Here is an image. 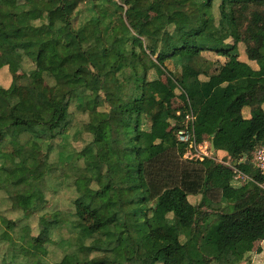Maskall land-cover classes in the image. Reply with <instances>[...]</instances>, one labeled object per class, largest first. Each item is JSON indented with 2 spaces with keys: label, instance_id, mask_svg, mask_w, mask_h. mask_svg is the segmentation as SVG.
I'll use <instances>...</instances> for the list:
<instances>
[{
  "label": "trees",
  "instance_id": "1",
  "mask_svg": "<svg viewBox=\"0 0 264 264\" xmlns=\"http://www.w3.org/2000/svg\"><path fill=\"white\" fill-rule=\"evenodd\" d=\"M260 22L264 0H0V68L27 61L43 72L0 85V190L24 212L0 232V264H52L55 248L64 255L54 264H252L250 250L264 240V189L254 181L264 178L254 159L264 100L249 103L248 79L224 83L222 72L245 55L264 73ZM178 97L196 133H213L248 181L212 157L173 174L158 168L182 145L174 131L184 115L172 119L168 107ZM236 105L251 117L211 127L210 109L224 115ZM84 133L91 139L67 154ZM54 173L71 189L70 214L51 226L40 220L18 241L11 230L46 208L49 188L37 182ZM209 193L222 194V206Z\"/></svg>",
  "mask_w": 264,
  "mask_h": 264
},
{
  "label": "rangeland",
  "instance_id": "2",
  "mask_svg": "<svg viewBox=\"0 0 264 264\" xmlns=\"http://www.w3.org/2000/svg\"><path fill=\"white\" fill-rule=\"evenodd\" d=\"M8 3H10L12 6L18 5L20 0H6ZM28 1V0H27ZM261 26L264 27V22H260ZM140 29H142V26H139ZM146 61L149 60V57L145 58ZM5 63L3 67L0 68V85L1 86H8L12 79L15 77L19 79V81H25L29 77H41L43 76V72L41 70L34 69L35 67L33 64L25 61L22 64H18L17 62L13 60H5ZM148 63H150L148 61ZM151 67V66H149ZM251 68L248 69L246 75L249 77V85L247 86V92L246 96L250 103H256L258 101L264 100V73H260V71H254L251 72ZM162 79H164L165 82L170 83V79L166 75L161 76ZM170 115L172 117H176V114L181 112V114L184 115L185 111L188 109L187 101L183 100H177L174 104L172 102H169L168 104ZM179 109V110H178ZM178 112H177V111ZM88 118L91 119L92 117L89 114H78L76 116V121L84 120V122L88 121ZM178 119L179 116H178ZM234 121V120H233ZM187 123V122H186ZM173 127V126H172ZM171 128V127H170ZM169 128V129H170ZM55 132L60 133L63 132V128L59 126L58 124L55 127ZM66 132L71 133L72 136H74V128H67L65 130ZM64 131V132H65ZM170 131V130H169ZM177 131V130H176ZM176 131H174V134L176 136ZM79 138L77 140L72 139L70 141L69 146H67V154H71L72 150L80 149L81 146L85 143L86 139H91V136L89 134H83L78 136ZM200 139V136H199ZM182 146V145H180ZM177 147L175 155H166L165 157L158 159V168H165L166 171L173 174L175 170L181 171L184 168L187 167H194L196 166L197 159L195 155H199L194 149H190L188 146L183 145V147L180 148ZM18 154L21 157H25L27 155L26 150L24 149V146L21 145L19 147ZM184 149V150H183ZM159 151V148H154V153L157 154ZM182 151H184L182 153ZM181 153V154H180ZM124 160V157L121 156ZM165 171V173H166ZM164 173V174H165ZM57 174L54 173L53 175L46 176L42 179H40L39 182H37L38 185L43 186L45 188H49V191L47 193V205L46 208L43 210L37 211V213L34 212L32 215L33 219V225H25L26 221L19 222V226H16L14 230H11L14 232L15 237L18 241H20V233L22 234H30L32 232V229L34 232H37L38 229L41 227L39 226V221H45L50 226L54 223H57L58 219L60 217L64 218V215H69L72 210V194L71 189L67 186V182L65 179L59 180L56 179ZM94 189L92 187L89 188V191H93ZM228 194L232 195L234 194L233 190H229ZM209 196L212 198L214 202V206L220 207L222 206L223 201H220V196L222 194L220 193H209ZM191 201L199 203L201 201V196H189ZM226 203V202H225ZM156 210L159 214H163L164 210L161 207H156ZM24 212L23 211H14L11 205V200L8 194L5 192V190H0V232L2 229L7 228L8 224L12 221H18V219L23 217ZM31 226V227H30ZM64 231H69V225L65 224L62 227ZM208 238L211 240H214L216 237V230L213 229L208 235ZM56 236L55 238H57ZM26 246L22 245L20 247H16V250L18 252H24ZM64 255V252L59 249L55 248L52 250V252L49 255V259L52 264L60 261ZM96 255H92L94 257ZM106 264H111L109 261H105Z\"/></svg>",
  "mask_w": 264,
  "mask_h": 264
},
{
  "label": "crops",
  "instance_id": "3",
  "mask_svg": "<svg viewBox=\"0 0 264 264\" xmlns=\"http://www.w3.org/2000/svg\"><path fill=\"white\" fill-rule=\"evenodd\" d=\"M240 61H241V63L236 70H229V69L223 70L222 78H223L224 83L234 82V81L241 79V78H247L248 79V85L250 84L249 83V77L246 75L248 69L251 68L252 70L250 73H252L254 71L259 70V67L256 63L250 62L245 55L240 56ZM162 80L164 81V79H162ZM165 83L169 85V83H167V82H165ZM177 100L180 101L182 99L180 97H178L171 102L174 104ZM248 102H249V100H248ZM189 108H191L190 104H188V109ZM180 114H181V112L180 113L178 112L176 114V117L177 118H178V116L180 117L181 116ZM208 117L212 120L211 127H213V129L227 130L233 124H235L238 120H240L241 118H250L251 117V109L249 107H245V108L241 109V107L236 105L234 107L233 112H232V110H230V111L226 112L224 115H220L215 110L210 109L208 111ZM173 118H175V117H172V119ZM193 127H194V133H195V135H194L195 141L198 144L210 143V145H211L212 140H213L212 137L214 134L213 133H211V134H207V133L197 134L196 130H195V120L193 123ZM169 130H172V124H170V123H168L166 125V131H169ZM199 136H200V139H199ZM214 155H215L214 157L216 158L215 160L218 163H222V161L227 159L226 154L223 151L216 150V148H215ZM249 255H251V257H252V262H251L252 264H259V262H262L263 258H264L263 257L264 256V240L256 242L255 246H253L251 248ZM242 264H247V263L243 262Z\"/></svg>",
  "mask_w": 264,
  "mask_h": 264
},
{
  "label": "built area",
  "instance_id": "4",
  "mask_svg": "<svg viewBox=\"0 0 264 264\" xmlns=\"http://www.w3.org/2000/svg\"><path fill=\"white\" fill-rule=\"evenodd\" d=\"M195 120V115L192 108L187 109L184 113V123L185 127L179 128L176 131V138L178 143L188 146L190 149H194L199 155H195L198 159H204L206 157H212L216 159L214 153L211 149L210 143L198 144L194 139V127L193 123ZM187 122V123H186ZM255 165L258 169L259 174L264 177V144H261L255 151ZM224 165H227L235 170L236 178L241 179L244 182L248 181L249 176L235 168L229 159L222 161ZM258 185L264 189V178L262 180H254Z\"/></svg>",
  "mask_w": 264,
  "mask_h": 264
},
{
  "label": "water",
  "instance_id": "5",
  "mask_svg": "<svg viewBox=\"0 0 264 264\" xmlns=\"http://www.w3.org/2000/svg\"><path fill=\"white\" fill-rule=\"evenodd\" d=\"M211 149H212V151L215 153V144H214V140H212V143H211Z\"/></svg>",
  "mask_w": 264,
  "mask_h": 264
}]
</instances>
